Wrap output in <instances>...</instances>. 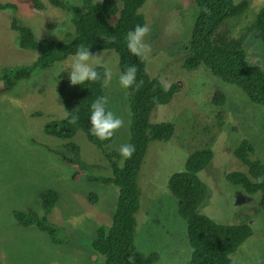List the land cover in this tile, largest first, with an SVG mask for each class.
<instances>
[{
	"label": "rangeland",
	"instance_id": "rangeland-1",
	"mask_svg": "<svg viewBox=\"0 0 264 264\" xmlns=\"http://www.w3.org/2000/svg\"><path fill=\"white\" fill-rule=\"evenodd\" d=\"M115 1L121 5L120 0ZM40 3L43 10H35L32 0H0V4L14 6L0 10V71L27 67L37 56L35 51L17 46L18 33L10 28L11 19L29 28L36 40H72L70 14L50 6L47 0ZM263 6L264 0H249L244 12L231 20L232 34L242 33ZM140 12L151 29L146 37L151 46L145 58L146 72L151 78L157 77L165 88L175 85L178 91L170 103L158 105L150 116L152 122L173 123L174 131L168 141L152 142L144 157L138 175L141 208L135 250L129 262L189 264L187 224L178 212V201L169 191L167 180L173 172L183 170L188 155L209 146L213 158L198 174L207 195L197 212L218 224L247 223L252 236L231 258L237 264H264V214L257 210L260 196H248L224 178L230 172H247L233 155L243 139L251 142L253 158L264 165V107L250 103L237 87L214 78L204 68L183 69L189 33L197 16L193 0H147ZM57 26L65 30H56ZM243 50L251 64L264 70V44L255 34L245 38ZM91 54L97 56L89 61L93 67L101 65L112 74L102 91L108 109L124 121L110 143V148L118 150L127 144L129 136L127 90L118 82L116 54L111 50ZM72 59L48 70H36L30 78L0 94V264H104L91 250L90 242L96 228L108 227L111 222L116 188L86 179L72 180L74 168L44 148L48 145L64 154L60 148L65 142L46 135L42 127L63 115L56 86L60 80L69 79ZM215 92L224 96L221 105L211 101ZM72 141L80 147L81 157L93 174H107L106 162L81 131ZM47 189L58 193L57 202L46 214L57 230L56 241L34 225H19L12 217L14 210H31L43 217L39 193ZM90 195H95V200ZM150 258L155 261L150 262Z\"/></svg>",
	"mask_w": 264,
	"mask_h": 264
},
{
	"label": "trees",
	"instance_id": "trees-1",
	"mask_svg": "<svg viewBox=\"0 0 264 264\" xmlns=\"http://www.w3.org/2000/svg\"><path fill=\"white\" fill-rule=\"evenodd\" d=\"M193 1L197 7V16L189 33L187 52L182 61L183 69L194 71L204 68L214 78L237 87L250 103L264 107V70L258 65L251 64L243 50L244 40L250 34H255L264 44V6L257 11L255 18L243 32L234 36L231 31V20L244 12L249 0ZM120 2L119 6L115 0L99 2L79 0L78 3L47 0L50 6L70 14L73 38L67 43L52 39L36 40L29 28L19 26L11 19L10 28L18 33L17 46L20 49L33 50L37 56L27 67L4 68L0 71V94H3L12 89L17 82L30 78L34 71L51 69L74 56L77 47L81 45L89 48L90 53L113 51L117 56L120 74L128 66H136V80L137 83L142 81V84L138 89L133 85L126 91L130 111L127 144L135 147L131 159H122L118 150L110 148L113 138L102 142L90 133V106L97 98H104L102 88L105 84L103 74L106 68L101 65L94 66L101 75V79L94 83L86 82L73 86L69 79L58 82L56 94L63 115L45 122L42 127L46 135L65 142L60 148L64 150V154L48 145L44 148L59 156L64 164L74 168L72 180L86 179L113 185L117 190L109 226L96 228L95 237L90 242L91 250L103 258L104 264H130L129 258L135 250L137 215L141 208L138 175L148 146L152 142L168 141L174 131L173 123L152 122L150 116L158 105L170 103L178 91L175 85L167 87L165 91L159 79L151 78L146 72L145 58L134 56L127 49L125 39L127 33L137 25H145V18L140 9L147 0ZM32 4L35 10L44 9L40 0H32ZM99 7L103 10H99ZM12 8L13 5L0 4V10ZM205 8L207 12L204 11ZM211 101L213 104L221 105L224 103V96L221 92H215ZM72 115L78 117L74 124L69 123ZM77 131L84 134L87 142L106 162L107 174L95 175L88 169L86 161L81 157L80 147L72 141ZM254 153L255 149L251 142L243 139L233 150V155L247 172L246 174L230 172L225 174L224 178L248 196L259 194L257 210L264 214V183H257V178L264 177V165L253 158ZM212 158L213 152L209 146L188 155L183 170L174 172V177L169 176L168 189L178 201V212L187 224L186 235L191 249L189 264H237L231 255L252 236L250 226L247 223L218 224L197 212L207 195L206 186L198 174L209 165ZM39 197L44 211L43 217H38L31 210L27 212L14 210L12 217L19 225L24 227L34 225L52 241H56L57 230L50 221L51 224L48 222L46 214L53 209L58 200V193L47 189L40 192ZM90 197L95 200L96 196ZM153 256L157 258L156 255ZM154 258H150L149 261L154 262Z\"/></svg>",
	"mask_w": 264,
	"mask_h": 264
},
{
	"label": "clouds",
	"instance_id": "clouds-1",
	"mask_svg": "<svg viewBox=\"0 0 264 264\" xmlns=\"http://www.w3.org/2000/svg\"><path fill=\"white\" fill-rule=\"evenodd\" d=\"M204 11L207 12L208 10L205 8ZM56 30L65 29H60L57 26ZM150 32L151 29L149 26L137 25L133 30L127 33L125 38L127 42V49L132 55L140 58H147L146 54L151 51V46L146 41V37L149 36ZM96 57L97 56H93L90 53L89 48L82 45L77 47L69 72V80L71 85H82L86 82L94 83L101 79L100 73L89 63L90 60ZM136 74V66H128L127 69L119 75L118 82L120 87L127 90L135 85L136 89H138L140 84H142V81L137 83ZM103 78L106 82L110 81L112 78L111 71L106 69L104 71ZM165 91H167V88H165ZM67 117L68 112L66 111L65 118ZM77 120L78 117L72 115L69 123L74 124L77 122ZM89 123L90 133L102 142L111 140L113 136L124 126V121L120 117L116 116L113 111L108 109L107 101L103 97L97 98L91 104ZM118 151L121 157L124 160H127L131 159L133 153L135 152V147L131 144H123L119 147ZM257 183H264V177L257 178Z\"/></svg>",
	"mask_w": 264,
	"mask_h": 264
},
{
	"label": "bare ground",
	"instance_id": "bare-ground-1",
	"mask_svg": "<svg viewBox=\"0 0 264 264\" xmlns=\"http://www.w3.org/2000/svg\"><path fill=\"white\" fill-rule=\"evenodd\" d=\"M103 7V6H102ZM104 8V7H103ZM99 10L101 9L100 7L98 8ZM103 9H101V11H102ZM89 12V11H88ZM98 12V11H97ZM87 13V12H86ZM101 13V12H100ZM175 71V70H174ZM47 104V103H46ZM13 126H14V124H13ZM12 126V127H13ZM2 128V127H1ZM4 129V128H3ZM13 129V128H12ZM244 142V141H243ZM158 148V147H157ZM149 150H150V148H148ZM149 152V151H148ZM151 152V151H150ZM147 156H148V154H147ZM149 156H151V155H149ZM148 158V157H147ZM245 159H247V157L245 158ZM145 161H146V158H145ZM249 162V161H248ZM146 163V162H145ZM244 163H247V162H244ZM243 163V164H244ZM246 171V170H245ZM174 173V172H173ZM262 173V172H261ZM177 174V173H176ZM172 175V177H174L173 175H175V174H171ZM170 175V176H171ZM177 177V176H176ZM245 178V177H244ZM246 179V178H245ZM165 184V183H164ZM169 186V185H168ZM79 193V192H78ZM77 192H76V194H78ZM1 196V195H0ZM79 196V195H78ZM6 259V258H5Z\"/></svg>",
	"mask_w": 264,
	"mask_h": 264
}]
</instances>
